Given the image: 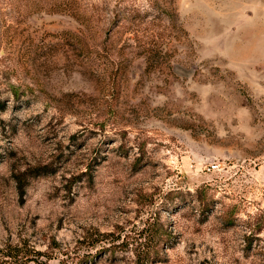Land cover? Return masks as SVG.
Masks as SVG:
<instances>
[{
	"label": "rangeland",
	"instance_id": "1",
	"mask_svg": "<svg viewBox=\"0 0 264 264\" xmlns=\"http://www.w3.org/2000/svg\"><path fill=\"white\" fill-rule=\"evenodd\" d=\"M0 264H264V0H0Z\"/></svg>",
	"mask_w": 264,
	"mask_h": 264
}]
</instances>
